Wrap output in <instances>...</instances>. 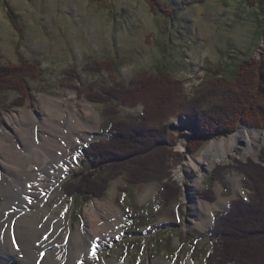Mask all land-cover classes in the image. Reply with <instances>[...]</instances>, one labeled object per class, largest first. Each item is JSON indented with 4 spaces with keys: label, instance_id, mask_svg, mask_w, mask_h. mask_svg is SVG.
Instances as JSON below:
<instances>
[{
    "label": "rangeland",
    "instance_id": "obj_1",
    "mask_svg": "<svg viewBox=\"0 0 264 264\" xmlns=\"http://www.w3.org/2000/svg\"><path fill=\"white\" fill-rule=\"evenodd\" d=\"M12 12L19 29L10 17ZM248 58L252 62L243 69L246 80L255 77L264 83V0H0V69L14 71L10 72V79L4 76L0 81L23 80L22 85L0 89V132L4 134L1 143L25 154L24 136L14 128L28 127L27 135L36 147L45 146L47 139L56 141L60 144L57 151H62L60 156L64 158L54 166L55 171L49 170L47 178L54 186L36 202L37 208L43 210V221L52 223L42 229L47 232L43 238L61 235L67 248L89 229L92 218L87 210L94 207L105 218L104 204L108 203L117 210L118 218L113 225L116 232L99 241L100 261L207 264V231L216 214L228 209L231 199L247 200L250 190L244 184L245 170L239 166L248 167L253 161L264 165V141L256 154L218 162L204 172L189 198H185L186 187L175 173L186 166L189 157L201 156L215 139L230 138L241 124L264 134V129L254 126L248 115V110L260 115L261 109L245 108L247 118L239 116L230 123V129L199 138V143L191 139L184 127L186 115H161L168 119L161 125L176 137L172 145L168 142L158 147L164 150L162 156L169 157L164 171H169L170 177L165 181L178 187L167 206L158 197L160 179L141 182L128 193L121 191L126 183L125 174H120L122 168L113 174L104 195L84 205L79 202L75 206L64 195L63 186L68 174L81 166V146L109 135L104 115L108 104L91 99L104 87H131L133 76L148 79L165 69L182 88L179 94L174 92L173 107L185 109L216 67L223 68L222 74L229 76ZM114 61L115 71L104 66L105 62L113 65ZM158 82L156 78L148 86L155 88ZM209 104H215L214 99ZM145 107L141 101L131 107L116 104L118 117L129 119H135ZM239 109L243 107L235 104L233 110ZM7 117L13 119L8 122ZM227 118L231 120L230 115ZM76 122L87 127L90 136L75 132L72 126H77ZM72 135L75 137L68 139ZM181 139L184 147L179 145ZM193 141L194 147H188ZM169 146L172 148L168 151ZM162 164L151 165L160 171ZM20 177L31 180L26 174ZM27 208L32 211L30 206ZM28 211L15 212V216L20 219ZM202 219L203 225H197ZM5 225L17 229L14 220ZM85 264L95 261L87 260Z\"/></svg>",
    "mask_w": 264,
    "mask_h": 264
},
{
    "label": "trees",
    "instance_id": "obj_2",
    "mask_svg": "<svg viewBox=\"0 0 264 264\" xmlns=\"http://www.w3.org/2000/svg\"><path fill=\"white\" fill-rule=\"evenodd\" d=\"M10 17L19 29V23L15 20L13 12ZM251 62L250 58L243 60L229 76L222 74L223 68L216 67L212 76L199 85L197 97L189 100L185 109L173 107L174 92L177 91L179 94L182 88L165 69L156 71L154 76L148 79L135 75L130 83L131 87L123 85L122 87L120 85L104 87L102 92L90 98L93 102L96 100L95 102L103 101L108 104L104 108V115L110 134L81 147L84 152L81 166L73 170L65 180L64 195L72 199L75 206L79 202L84 205L90 199L104 195L109 181L114 177L113 174L118 172L117 169L122 168L120 174H125L126 183L121 191L128 193L141 182L160 179L161 187L158 197L167 206V203L169 204V201L176 196L178 187L174 183L165 181L170 177L169 171H164L165 162L169 160V157L162 156L161 153L164 150L159 148L168 142L172 145L176 137L167 130L165 125H161L168 120L163 119L162 116L186 115L184 127L191 134V139H196V143L200 142L197 141L199 138H205L211 133L230 129L229 127L232 126L230 123L239 116L245 115L243 118H247L246 113L249 108H256L257 111L261 109L260 115H256V111L252 113L251 110H248L250 112L248 115L254 126L258 124L264 129V87H262L264 83L250 76L246 80L247 73L243 72V69L251 65ZM115 63L117 64L114 61L111 65V62H105L104 66L110 71H113L112 69L115 71L117 68ZM10 72L14 71L6 67L0 69V80L1 78L3 80L4 76L10 79L9 76L12 75ZM262 76L264 77V73ZM156 78L160 81L156 89L150 88L148 85ZM22 82L21 78L12 82L0 81L2 85L0 89L16 86V84L22 85ZM149 91L157 97L149 95V93L152 94ZM258 91H261V94ZM212 98L215 104L210 105ZM139 101L146 107L135 119L118 117L116 104L131 107ZM113 103L115 105H112ZM235 104L243 109L236 112L233 110ZM228 114L231 119L229 121ZM156 115L160 117L157 120L154 119ZM199 117L203 119L200 122ZM205 125L208 127L207 130ZM188 147L193 148L194 141L188 144ZM170 148L172 147L169 146L167 150L169 151ZM157 149H159L158 152L153 155L152 152ZM263 153L264 151L262 155ZM159 162L163 163L160 171L151 165ZM239 167L245 170L244 184L250 193L245 201L231 199L228 209L216 214L213 226L207 231L210 232L205 255L207 264H264V165L253 161L248 167L245 165ZM210 189L211 187L208 186L207 190Z\"/></svg>",
    "mask_w": 264,
    "mask_h": 264
},
{
    "label": "bare ground",
    "instance_id": "obj_3",
    "mask_svg": "<svg viewBox=\"0 0 264 264\" xmlns=\"http://www.w3.org/2000/svg\"><path fill=\"white\" fill-rule=\"evenodd\" d=\"M11 118L7 117V121L10 122L9 119ZM13 123L15 124V122ZM69 124L71 123L69 122ZM75 124L77 126H72V129L76 130L75 132L80 133L81 136H90L91 132L87 131V127L78 125V122ZM14 129L23 134L27 150L23 154L21 150L1 143L4 134L0 132V264H85L87 260H94L95 264H108L106 261H100L97 258V251L100 246L99 241L116 232L113 225L114 220L116 221L118 218V213L112 204H104V206L107 205V211L103 212L107 216L105 218L100 216L99 214L102 212L94 209V207L87 210V214L92 218L89 229L85 235H78L67 248L63 245L64 237L62 238L61 235L56 237V235L51 234L50 238H43L47 232L44 231V233L42 229L52 223L43 221V210L37 208L36 202L39 200V196L45 195L54 186V183H50V178H47L49 170L64 161V158L60 156L62 151L60 153L57 151L60 149V144L57 145L56 141L55 144L54 141L50 142L47 139L45 146L38 148L31 142V136L27 135L28 132L30 133V128L15 126ZM73 137L75 136H69L68 139H73ZM74 140L77 139L74 138ZM262 141H264L262 132L251 130L241 124L230 138L215 139L201 156L189 157L186 166L177 169L175 173L186 187L185 198L191 196L192 189L204 172L210 170L218 162L228 163L238 156L248 157L256 154ZM179 145L185 146L184 139H181ZM48 165L49 168H47ZM46 168L47 170L44 171ZM21 174H26V177L28 176L31 180L23 181L20 177ZM70 175L71 172L68 176ZM28 206L32 208V211L27 208ZM205 207L203 206V208ZM21 210L29 211L19 219L17 218L19 216H15V212ZM202 218L206 219L204 214H202ZM9 220L16 222V230L10 226L6 227L5 224ZM204 221L202 219L201 222H197V225H203ZM13 237L17 246L12 242Z\"/></svg>",
    "mask_w": 264,
    "mask_h": 264
},
{
    "label": "snow or ice",
    "instance_id": "obj_4",
    "mask_svg": "<svg viewBox=\"0 0 264 264\" xmlns=\"http://www.w3.org/2000/svg\"><path fill=\"white\" fill-rule=\"evenodd\" d=\"M12 242H13V244H15V238L14 237H13V241Z\"/></svg>",
    "mask_w": 264,
    "mask_h": 264
}]
</instances>
